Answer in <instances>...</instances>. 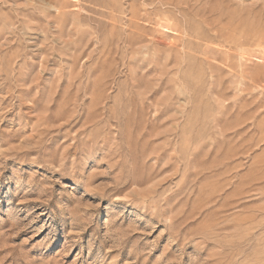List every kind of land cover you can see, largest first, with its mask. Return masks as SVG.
<instances>
[{
	"label": "rangeland",
	"instance_id": "obj_1",
	"mask_svg": "<svg viewBox=\"0 0 264 264\" xmlns=\"http://www.w3.org/2000/svg\"><path fill=\"white\" fill-rule=\"evenodd\" d=\"M0 264H264V0H0Z\"/></svg>",
	"mask_w": 264,
	"mask_h": 264
}]
</instances>
